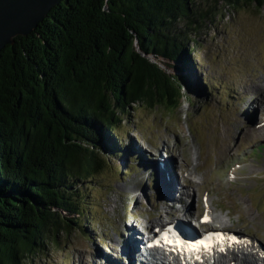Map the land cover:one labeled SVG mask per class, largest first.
<instances>
[{"label":"trees","instance_id":"16d2710c","mask_svg":"<svg viewBox=\"0 0 264 264\" xmlns=\"http://www.w3.org/2000/svg\"><path fill=\"white\" fill-rule=\"evenodd\" d=\"M201 1L65 0L1 50L0 264H36L82 227L83 180L120 155L111 134L133 105L180 106L191 35L215 14Z\"/></svg>","mask_w":264,"mask_h":264},{"label":"rangeland","instance_id":"374dc122","mask_svg":"<svg viewBox=\"0 0 264 264\" xmlns=\"http://www.w3.org/2000/svg\"><path fill=\"white\" fill-rule=\"evenodd\" d=\"M201 2L205 9L215 6V14L191 35L195 56L186 73L193 86L182 88L177 109L145 103L129 109L121 129L111 134L120 155H107L94 178L83 180L88 214L82 227L73 223L70 231L59 232L58 243L49 241L46 251L34 257L36 264H139L136 249L126 253L128 227L165 216L157 196L163 186L154 196L149 185L157 184L152 164L159 151L152 152L153 146L168 149L183 166L185 159L191 163L200 155L194 175L190 167L182 175L195 181L192 210L201 212L211 198L217 214L231 217L227 228L264 243V131L259 130L264 88L253 91L256 84L264 85V5ZM182 145L186 158L180 156ZM169 160L167 176L176 175V186L191 189L180 184V171Z\"/></svg>","mask_w":264,"mask_h":264},{"label":"bare ground","instance_id":"6f19581e","mask_svg":"<svg viewBox=\"0 0 264 264\" xmlns=\"http://www.w3.org/2000/svg\"><path fill=\"white\" fill-rule=\"evenodd\" d=\"M261 88L263 89L264 85L262 83H258L255 85V88H253V91L254 92L260 91ZM261 125L263 127H260L259 130L264 131V122ZM186 148L187 147L185 145H182L181 152H180V156L182 158H184L186 155L185 154L187 151ZM148 149H150V148H148ZM156 153H158V149H157ZM168 159H171V160H169V164L171 165V167H173L175 164L176 168L178 167V172L180 169L181 175L179 176L178 181L180 182L181 185L186 184L187 186L188 185L191 186V189H192L191 197L193 198L194 201H196V193L197 192L195 189V187H196L195 181H194V179L184 178L183 173L185 174L187 168L189 169V167H190V168H192L193 172H189V173L194 175V173L200 167V164L198 163V160L200 159V155H198L195 158V160L191 163L185 159V163H184L185 165L184 166H183V163L179 164L174 159L173 153H172L171 157ZM168 159H166V160H168ZM172 159H173V161H172ZM166 160H162L163 164H164V168H162L160 166L159 161L152 164L153 166H155L154 170H155L157 175L154 177L156 178L155 180L157 181V184L153 183L154 184L153 185L152 183H149L151 188L154 187L152 189V192L153 193L155 192L154 196H156L157 193L160 191L159 190L160 185L163 186L164 192L161 191V193H159L160 195H157L158 197L161 196V200H160L161 204H160V202H156L154 204L155 205L160 204L161 207H165V208L171 207V204H169L171 202H173V204H175V202L172 200L182 202V201H184L185 197H188V199H190V197H189L190 194L188 195L189 190H185L184 187H182L180 185H179V187L175 185L176 178H177L176 175H175V177L173 176L171 179H170V177L167 176L168 173L166 174V171H165L167 169V166H168ZM157 166H159L158 169H157ZM182 170H183V172H182ZM172 175H174V173ZM186 177H188V175H186ZM202 189H204V188H202ZM139 191H140V189H139ZM139 194H141V192ZM201 201H203V200H201ZM220 201H222V200H220ZM183 207L185 208L186 206L184 205ZM184 208H181L182 209L181 210L179 205H178L177 207L175 206L172 209H173L174 213H176V212L178 213L177 217L180 218L181 217L180 212L183 211ZM246 211L249 212L250 210H246ZM170 213L171 212H169V211L166 212L168 217H171ZM205 215L211 216L215 222H219L222 225H224V227H222L224 230L232 231V229L226 227L227 226L226 223L227 222L229 223V218H231V217L228 216V218H226L225 216H222L221 214H217L214 201L211 198H208V200H207L206 214ZM159 223H162V222H159ZM203 226L204 225H201V227H203ZM128 228H129L128 229V236H127L128 241L125 242L126 248L125 247L124 248L127 250L126 253L128 252V254H131V251L133 254L134 250L136 249V254H135L136 256H135L134 260L137 263L140 264V261H141L142 264H144L145 262L147 264H182V260L179 256L174 257V255H173V257L170 258L166 254L164 255V254H161V253L159 254L156 252H148L147 253V250L146 251L144 250L145 246L142 243L143 241L141 239V236H139V234H138V231L140 232L139 228H137L136 225H134V224ZM146 231L149 232V230H146ZM142 232H144V231H142ZM243 235H244L243 240L238 241V242H231L229 244V246L227 247L228 253H223V254L217 256V258H215V261L213 262V264H261V262H264V243L262 244V242H259V240L255 236L250 237L249 235L244 234V233H243ZM138 248H140V252H138ZM209 259L210 258L206 259L203 262H199L196 264H211L209 262Z\"/></svg>","mask_w":264,"mask_h":264},{"label":"water","instance_id":"95a60500","mask_svg":"<svg viewBox=\"0 0 264 264\" xmlns=\"http://www.w3.org/2000/svg\"><path fill=\"white\" fill-rule=\"evenodd\" d=\"M65 0H0V52L19 35L36 29L50 11Z\"/></svg>","mask_w":264,"mask_h":264},{"label":"snow or ice","instance_id":"6c2138e0","mask_svg":"<svg viewBox=\"0 0 264 264\" xmlns=\"http://www.w3.org/2000/svg\"><path fill=\"white\" fill-rule=\"evenodd\" d=\"M207 219H208V217L205 216V220H207ZM200 244H203L205 247L208 246V243L206 241H204V240L197 241L196 244L190 245V246L195 247L196 245H200Z\"/></svg>","mask_w":264,"mask_h":264}]
</instances>
